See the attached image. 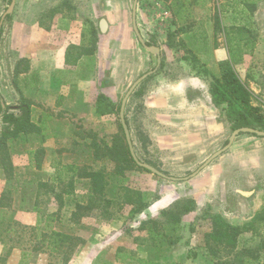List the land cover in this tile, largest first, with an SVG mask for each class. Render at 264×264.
<instances>
[{
  "label": "rangeland",
  "instance_id": "rangeland-1",
  "mask_svg": "<svg viewBox=\"0 0 264 264\" xmlns=\"http://www.w3.org/2000/svg\"><path fill=\"white\" fill-rule=\"evenodd\" d=\"M54 1L44 0L49 4H54ZM29 3L34 5L33 12L38 16L39 7L35 5L34 0H19L18 4L16 2L17 15L25 13L29 9ZM76 3L79 4L76 7V14H79L77 19L89 20L91 14L95 13L96 22H98L99 7L104 11L114 10L117 12L120 10L127 13V22L133 31L134 0H78ZM107 3L110 5L107 6ZM10 5L11 0H0L1 18L6 14ZM139 5L141 6L139 28L140 31L142 30L144 39L148 44H158L161 48V65L158 68V71L161 70V76L159 77L167 76L169 82L198 77L203 83L201 95L206 96L213 83V74L219 70L218 66L215 67L217 62L230 55L232 63L235 65L239 58L236 48L234 51L229 50V47L227 49L225 34L229 35L228 31L236 27H244L240 30L247 32L248 29L251 39L256 43L252 41L253 45L250 43L248 46L251 49L255 46L256 54L252 56L253 58H247L246 65L237 67V73L241 82L245 84L251 94L253 93L252 97H264V0H249L242 4L234 0H139ZM166 13H169L168 21H166ZM11 17L13 18V15ZM11 25L12 19L9 20L6 17L0 35L3 46L6 33ZM96 26L98 27V24ZM148 28L157 30V36H153L157 41L152 39L150 32H147ZM133 34L135 37L134 32ZM170 43L173 46H170ZM250 48L245 47V49ZM218 50L224 54L218 56V53L216 54ZM133 53L134 50H132V55H129L132 60H127L129 63L126 70L133 68L134 60L137 62L138 76L156 69L158 65L156 55L145 50L142 53L138 51ZM2 56L4 55L1 54L0 63L4 61ZM120 64L123 63L120 61L117 63L113 56L112 68L109 71L106 70L104 77L111 86L109 89L105 87L107 92L105 95H108V100L101 103L103 111L107 114L87 118L86 126H79L89 131L87 139L80 138L78 156L81 164L79 169L85 167L89 171L104 173L108 182L104 200L111 201L107 207L108 218H104L102 211L96 209L88 216L81 218L79 223H74L72 213L76 209V204L87 205L90 182L88 180L75 181L70 190L66 187L68 183H65L62 190H67V192L64 193L66 195L61 202H51L47 205L48 211L60 206L59 220L52 223V229H47L45 232L44 217L40 216L38 221L37 215L34 216L33 222H30L34 224L28 227L18 225L15 221L11 222L9 221L10 216H5L6 220L1 221L4 224L2 229L8 228L10 223L13 228L10 237L31 239L34 243L40 240L44 233L49 234L55 229L76 237L82 243L76 241L78 246L69 260L64 258L62 252L46 251L45 254L36 255L32 251L34 245L20 246L18 248L20 252L28 253L29 257L25 260L15 258L8 263L137 264L129 263V260L126 263L117 261L119 249H123L135 257L146 259L152 264L219 263L218 258L215 259L208 254L205 235L211 230L212 219L219 212L236 211L242 202L239 203L238 199L235 200L234 197L226 199L222 195L218 196V181L215 174L210 173L211 183H208L207 180L203 181L205 176L201 175L207 171L210 165L218 163V158L196 177L184 179L198 171L213 154L228 144L233 133L231 126L223 117L222 128L212 131L214 125L209 128L202 125L200 119L197 116H191L188 110L183 109L182 105L179 106L175 114L172 110L166 109L165 102H162L164 105L162 107L154 106L157 103L156 99L162 100L165 99L164 97H130L125 116L130 124L129 130L137 158L140 162L155 167L168 177L182 180L172 181L154 175L137 165L134 160L131 168L125 169L123 158L119 157V148L128 147L129 149V146L122 127L120 111L117 108L119 106L121 108L125 94L137 79H133V72L125 71L124 73L123 66L122 70H118ZM3 74V87L1 88L3 94L0 91V95L6 99L9 105L14 106L17 103L12 102V97H6L5 70H3ZM158 86L159 82L155 79L144 87L148 93L149 90L155 91ZM114 91L115 93H113ZM98 94L102 95L101 90ZM108 105H112L111 108ZM262 110L264 111V108ZM3 128L4 124L0 119V131ZM190 129L195 133L198 132L193 140L189 134ZM14 151L20 154L18 148ZM25 192L29 197H26L27 201L23 198L20 207L32 208L35 203V200L32 199L34 189H26ZM128 192L138 193L140 197L132 195L130 202H127ZM241 200L243 201V199ZM191 201H194L195 209L182 217L181 239L176 244L168 245L166 237L152 240L148 230H140L143 222L153 219L164 221L163 211H168L177 204ZM99 203L101 207L105 204V202ZM141 204L145 208L138 213L137 209ZM38 205H40L39 202ZM41 217L42 222H40ZM35 225L38 230L34 228ZM146 227L147 229L151 228L150 225ZM263 241L264 235L252 238L251 234H246L240 240L238 251L245 249L244 258L247 261H252L253 264H259L254 260L256 259L254 257L260 253L264 254L261 249ZM86 244V247L89 246L87 250L89 253L93 252L96 255L101 252L94 262L86 263V259L84 261L83 253ZM92 246L97 249L92 251Z\"/></svg>",
  "mask_w": 264,
  "mask_h": 264
},
{
  "label": "crops",
  "instance_id": "crops-1",
  "mask_svg": "<svg viewBox=\"0 0 264 264\" xmlns=\"http://www.w3.org/2000/svg\"><path fill=\"white\" fill-rule=\"evenodd\" d=\"M77 1L55 0L54 4H49L44 0H34L35 5L39 7L38 16L33 12L32 3L28 4L31 10L17 15L18 8L15 4L13 18L9 19H12V25L6 33L4 46L3 40L0 41V57L1 54L4 55L2 56L4 61L0 63V91L2 93V77L5 70L6 97H12V102L17 104L21 98L32 102L31 122L39 129L37 133L21 135L8 143L15 172L14 177L8 179L5 171L0 168V202L3 203L0 206V221H5V216L9 215V221L28 227L34 224L30 223L33 222L34 216L37 215L38 221L42 216L45 220L43 224L45 232L52 229V223L59 220L60 216V206L48 211L47 205L51 202H61L66 195L62 190L63 184L80 180L76 169L73 171L71 168H79L81 164L78 156L79 142L81 137L87 139L89 131L79 126H86L87 118L101 116L97 111L98 99L108 97L105 95L107 94L105 87L109 89L111 86L104 77L106 70L112 68L113 56L117 63L119 61L123 63L118 66V70L123 66L124 73L133 72V79L138 80L141 75L138 76L137 62L134 60V66L131 64L134 69L126 70L129 63L127 60H132L129 58L132 50L133 54L137 51L142 53L143 50L149 52L140 43L134 28L132 31L127 22V13L120 10L104 11L99 7L98 22L95 13L91 14L89 20L77 19L79 15L76 14V7L79 5ZM234 1L241 4L249 2ZM16 2L18 4L19 0ZM109 5L110 3H107V6ZM138 5L136 20L140 31L141 6ZM102 7L105 8L104 5ZM165 16L168 21L169 13ZM103 21L107 23L105 32L102 29ZM242 28L244 27H236L228 32L232 35ZM156 31L147 29L155 41L156 37L153 36H157ZM247 32L251 38L248 29ZM141 35L144 39L142 33ZM226 36L225 34V40ZM145 42L147 43L146 40ZM254 50L255 46L253 49L238 50L239 58L234 65L236 72L237 67L246 65L247 58H253L252 56L256 54ZM217 53L218 56L224 54L221 50ZM225 61L232 62L230 55L220 59L215 67H219V63ZM159 76L161 70L157 69L136 87L130 97H164L162 100L156 99L157 103L154 106L159 108L166 105V109L172 110L175 114L182 105L191 116H197L202 125L208 128L214 125L212 131L222 128L223 117L230 124L225 106L218 107L214 104L210 88L206 96L201 95L203 83L198 77L169 82L167 76ZM155 79L158 80L159 86L155 91L149 90L147 93L144 86ZM100 90L102 95L98 94ZM252 105L259 108L264 115L262 110L264 97H252ZM189 132L192 140L198 133L192 129ZM16 148L20 150V154L14 151ZM217 160L218 163L210 165L201 176H205L203 181L211 183L210 173L215 174L218 181V196L222 195L226 199L234 197L239 203L242 202L238 210L219 212L218 215L231 224L243 226L264 210V138L242 134ZM30 188L34 189L32 199L35 203L32 208H21L23 198L27 201L26 197H29L25 190ZM239 199H243L244 202ZM34 228L38 230L36 225ZM11 229L12 233L13 228ZM41 239L36 243L21 237L6 238L4 242L0 240V264H11L8 261L15 258L25 260L29 257L28 253L20 252L18 249L20 246L34 245L33 253L45 254L39 250ZM87 244L84 246V261L86 259V263L94 262L101 252L96 255L93 252L89 253ZM91 249L95 251L97 248L92 246Z\"/></svg>",
  "mask_w": 264,
  "mask_h": 264
},
{
  "label": "trees",
  "instance_id": "trees-1",
  "mask_svg": "<svg viewBox=\"0 0 264 264\" xmlns=\"http://www.w3.org/2000/svg\"><path fill=\"white\" fill-rule=\"evenodd\" d=\"M10 18L11 16H7V19ZM1 19L0 17V22ZM1 33L2 30L0 35ZM247 33L248 32L243 30H238L232 33V35L231 33L227 35L226 40L229 50L232 49L234 51V48H236L237 51L240 47L250 48L248 45L250 43L253 45V42L252 39L248 37ZM148 45L150 46L151 44L149 43ZM170 46H173L172 43H170ZM232 62L225 61L219 63L217 74H213V83L210 87V94L213 98V102L218 107L225 106L232 131L241 128H253L264 131V115L259 108L252 105V94L239 79L234 63ZM107 100V97H99L98 99L97 111L101 115L107 114L101 107V103L103 101L107 102ZM3 104L5 108H3ZM32 106L33 103L24 98H21L19 104L16 106L8 105L5 99L0 95V119L4 124V128L0 134V168L5 171L8 179H12L15 172L12 155L8 145L9 141L21 135L37 133L39 130L31 122ZM108 106L111 108L112 105ZM117 109L120 111V106ZM127 124L128 126L130 125L128 120ZM119 151L121 155H119V157L123 158L122 161L125 169H130L134 161L128 147L124 149L120 147ZM71 169L73 171L76 169L75 172L77 173L80 171V173H78L80 180H88L90 182L87 205L76 204V209L72 213L74 223H79L81 218L88 216L96 209H100L103 217L108 218L107 207L111 201L104 200L105 188L108 185L104 173L92 170L89 171L85 169V167L83 168L84 170L76 167H72ZM121 170H123V168H121ZM73 186L74 181H69L66 185V187L69 188L68 190L72 189ZM65 192H67V190ZM132 195H138V197H140L138 193L128 192V196L126 195L127 202H130ZM2 200H4V198H2ZM99 202H105L104 206L101 207ZM1 205H3L2 202H0V206ZM144 208L145 206L141 204L137 212L143 211ZM194 209V201L185 204H177L174 208L163 211L162 216L165 219L164 221L155 219L145 221L140 230H148L152 240L166 237L168 245H174L181 239L182 217L193 212ZM3 225V222L0 221V240H2V242H4L6 238H10V233L12 231L10 223L7 226L8 228L5 229H2ZM149 225L151 228L147 229L146 226ZM246 234H251L252 238L264 235V210L258 213L251 222L243 226L231 224L220 215H216L212 219L211 230L205 235V244L208 254L215 259L218 258V264H253L252 261H247L244 258V253H246L245 249L240 252L238 251L240 240ZM41 238L42 241L39 244V250L53 253L62 252L64 253V258L67 260L70 259L78 246L76 241L81 242L76 237L54 230L50 231L49 234L44 233ZM261 249L264 251V241L261 243ZM254 258H256L254 260L258 261L259 264H264V254L260 253ZM127 260H129V263L152 264L146 259L135 257L125 252L123 249H119L117 251V261L126 263Z\"/></svg>",
  "mask_w": 264,
  "mask_h": 264
},
{
  "label": "water",
  "instance_id": "water-1",
  "mask_svg": "<svg viewBox=\"0 0 264 264\" xmlns=\"http://www.w3.org/2000/svg\"><path fill=\"white\" fill-rule=\"evenodd\" d=\"M138 1L139 0H134V7H133V28L134 31L136 33V36L138 37L140 43L143 45V47L148 50L151 54L156 55L158 57V67L161 64V50L159 46H148L147 43L145 42V40L143 39L138 26H137V20H136V12H137V5H138ZM15 4H16V0H11V5L9 7V9L7 10L6 14L2 17L1 22H0V32L2 30L4 21L6 19L7 16H10L13 14L14 12V8H15ZM107 28V23L106 21L102 22V29L105 32ZM158 67L149 73H146L145 75H143L142 77H140L133 85L132 87L129 89V91L126 93L122 104H121V108H120V119H121V123H122V127L124 129V133L126 136V140L129 146V150L131 153V156L133 158V160L137 163V165H139L140 167L150 171L152 174L157 175L159 177L165 178V179H170L172 181H180L182 179L179 178H173V177H168L165 174H163L161 171H159L158 169H156L155 167L149 165V164H145L140 162V160L137 158L135 151H134V147H133V143H132V139H131V134H130V130H129V126L127 124L126 121V116H125V112H126V107L128 104V101L130 99V96L132 95V93L135 91L136 87L142 83L146 78H148L149 76H151L153 73H155L158 69ZM3 108H5V105L3 104ZM1 118V116H0ZM242 134H251V135H255L257 137L260 138H264V131H260L258 129H253V128H241V129H237L235 131H233L231 137L229 138L228 144L221 150H219L218 152H216L215 154H213L205 163L204 165H202V167H200V169H198V171H196L195 173H193L190 177L184 179V180H188L191 179L193 177H196L203 169H205L206 167H208L215 159H217L219 156H221L223 153H225L226 151H228L232 145L234 144L236 138Z\"/></svg>",
  "mask_w": 264,
  "mask_h": 264
}]
</instances>
